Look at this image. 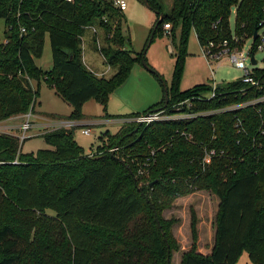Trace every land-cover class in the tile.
<instances>
[{
  "label": "trees",
  "instance_id": "obj_1",
  "mask_svg": "<svg viewBox=\"0 0 264 264\" xmlns=\"http://www.w3.org/2000/svg\"><path fill=\"white\" fill-rule=\"evenodd\" d=\"M146 2L155 13L146 44L154 35H168L174 60L166 104L162 95L140 113L162 105L171 110L170 103L190 97L191 110L207 113L122 122L113 133L97 135L91 155L72 139L75 124L41 133L50 147L34 152H20L17 137L0 132V264H168L169 251L177 248L170 233L175 219L160 212L196 190L217 199L209 250H196L190 208V241L178 264H234L242 251L249 262L264 264V98L258 99L264 96V67H251L254 84L237 77L213 88L210 81L177 88L188 31L199 46L212 42L209 52L223 39L226 47L238 49L248 37L252 51L257 36H251L264 25V0H170L167 11L162 0ZM122 17L110 0H0V120L32 112L40 80L71 108L65 116L48 115L79 120L88 99L104 108L132 63L144 59L143 47L139 52L125 47ZM163 23L169 25L166 33ZM88 24L101 41L96 47L89 35L90 44L113 68L107 76L82 61L79 36ZM45 33L50 66L41 69L33 58L40 55ZM210 91L212 96H204ZM113 145L116 154L108 151ZM203 147L214 154L201 169ZM143 162L144 173L136 175Z\"/></svg>",
  "mask_w": 264,
  "mask_h": 264
},
{
  "label": "rangeland",
  "instance_id": "obj_2",
  "mask_svg": "<svg viewBox=\"0 0 264 264\" xmlns=\"http://www.w3.org/2000/svg\"><path fill=\"white\" fill-rule=\"evenodd\" d=\"M164 11H167L170 6V0H162ZM121 32L128 36L129 45L125 43V47L130 48L132 52H139L144 48L142 61L132 63L128 74L124 81L116 86L107 94V99L104 108L92 99L86 100L81 106L82 119L80 122L66 118H55L47 113H54L60 116H65L70 111V105L57 96L53 89L41 80L37 84V96L33 105V111L29 112L30 127L26 130L28 134L22 140H18V149L20 152H34L38 148H49L50 146L44 142L41 133L52 130L56 127H70L75 124L72 130V139L79 145L84 152L92 151L93 146L99 142L97 135L100 132L108 131L113 133L118 125L122 122L134 121L128 120L129 117L106 118L102 116L103 112L107 114H123L128 112H141L149 105L159 101L163 95V86H167L171 74V69L174 60V49L168 35H154L152 40L146 44L147 36L150 27L155 17V13L140 0H125V8L122 11ZM233 7H230L228 16L229 26H232ZM163 31V27H161ZM4 24L0 18V42L3 40L2 30ZM177 31H175L174 42L177 41ZM88 30L83 34L82 60L92 72L96 75L103 74L107 76L112 73L113 68L104 65L98 52L90 44L88 38ZM166 33V32H164ZM99 44L100 33L96 34ZM250 38H246L241 44L240 50L245 55L249 51L248 46ZM170 46L171 50H168ZM256 60L254 66L264 67V48L256 49L253 54ZM214 59V58H213ZM206 59L199 47L195 35L192 30H189L185 43V54L181 59V66L177 80L178 90L186 89L194 84L209 82L212 76L214 84L221 81H229L242 75L243 71L235 68L227 59V55L223 54L218 60ZM33 62L41 69H47L50 66V52L48 37L45 33L43 36L42 48L40 55L33 58ZM98 66L106 68L99 71L93 68ZM246 64V61H245ZM153 71V72H152ZM211 71L213 72L211 74ZM161 78L158 80L155 73ZM32 87H35L33 80L29 81ZM211 83V82H210ZM205 94V93H204ZM196 97L200 94H196ZM191 98L178 99L171 104H175L179 100H184V108L191 102ZM169 105V106H170ZM163 106V105H162ZM159 107V106H158ZM157 118L166 115V108H161L157 111ZM23 119V113L9 116L0 120V132L12 135L18 134L17 126ZM143 124V123H142ZM83 127L89 128L88 134H83L80 129ZM103 142V141H100ZM112 150V151H111ZM108 151L118 153L119 149L116 145L108 148ZM208 194V195H207ZM208 196H213L208 199ZM184 198V199H183ZM215 196L205 190H196L191 193V196L176 198L171 205L161 210V216L165 219L174 218L175 222L170 225V233L174 238L177 248L169 251L168 264H178L180 253L189 245V229L188 218L189 209L191 208L196 217V239L198 242H207L209 231L212 230L210 218L215 209ZM48 213H52L50 209H46ZM183 246V247H182ZM234 264H253L246 259V254L242 251L241 255L236 259Z\"/></svg>",
  "mask_w": 264,
  "mask_h": 264
},
{
  "label": "built area",
  "instance_id": "obj_3",
  "mask_svg": "<svg viewBox=\"0 0 264 264\" xmlns=\"http://www.w3.org/2000/svg\"><path fill=\"white\" fill-rule=\"evenodd\" d=\"M66 1L71 2L72 0H66ZM110 2L115 8H117L120 11H123L124 8H125V0H110ZM162 27L165 30L164 32H166L168 27H169V25L167 23H163ZM84 28L89 31V35H93L94 36V45L97 47L99 41H98V38L96 36L97 32H96L95 26L92 25V24H88V25H85ZM256 36H257V42H256V44L254 46V49L252 51H246L245 55H243L244 53L240 50L241 46L238 49L235 48V47H232L230 49L228 47H226V40L225 39L220 41V43L218 45L219 49H217L214 52H209L208 47H207V46H211L212 42H208L207 46L203 45V46H199V47L201 48V52H202L203 56L206 59H213L214 58L213 60H218L223 54H226L227 55V59L232 64V66H234L235 68H239L240 70L243 71L242 75L239 76V79L242 82H248L250 84H254V80L250 76L251 67L254 64L250 63L249 57L253 56L252 54H253V52L256 49L260 50V49L264 48V25H262L257 30ZM79 39H80V46H82V44H83V35L79 36ZM167 48L169 50L168 46H167ZM245 61H246V64H245ZM212 73L213 72L211 71V74ZM212 79L213 78L211 76V78H210L211 88H213L214 85H215ZM202 95L203 94H201L200 96H198L196 98L200 99V98H202ZM207 95L208 96H212V92L210 91L209 93H205L204 96H207ZM262 98H264V96H261L258 99H262ZM182 103H184V100H179L175 104H171L170 107H169L171 110H167V108H166V115L165 116H161L159 118H157V114H156L157 111L158 110L161 111V108H165V107H162V106L156 107V108H154L152 110L146 111L144 113H139L137 115L130 116L129 118H126V119L134 121L136 123L145 124V123H148V122H150L152 120L169 119V118H190V117H193V116H196V115H199V114L207 113V111H194V110H191L189 108V105H190L191 102L188 104L187 107L184 108V110H181V108L184 107ZM29 116H30L29 112L23 113V119L21 120V122L17 126L18 134H16L15 136L18 138L19 141L22 140L23 138H25L28 135V134H26V130L29 129L30 123H31L30 120H29ZM80 132L83 133V134H88L90 131H89L88 127H83V128L80 129ZM180 134H183L185 138L189 137V135L188 134L186 135V133H184L183 131H180ZM86 152L89 153V155L92 154V151H86ZM152 153H153V151H152V149H150L149 150V154H152ZM213 154H214V150L213 149L205 148V147L202 148V155H201V158H200V168L201 169L203 168V166L205 164L209 163L210 157ZM145 160H146V158H145ZM12 162H15V159H13ZM145 165H146V162H143L141 167L138 166L136 168L135 174L136 175L143 174Z\"/></svg>",
  "mask_w": 264,
  "mask_h": 264
},
{
  "label": "crops",
  "instance_id": "obj_4",
  "mask_svg": "<svg viewBox=\"0 0 264 264\" xmlns=\"http://www.w3.org/2000/svg\"><path fill=\"white\" fill-rule=\"evenodd\" d=\"M85 35V34H84ZM88 38H89V32H88ZM169 47V50H171L170 49V46H168ZM99 54V53H98ZM101 57V56H100ZM101 60H102V58H101ZM83 61V60H82ZM219 61V60H218ZM84 62V61H83ZM103 62V61H102ZM85 64V63H84ZM89 64L91 65V66H93L92 65V63H90L89 62ZM85 66L87 67V68H89L90 70H91V68L90 67H88V65L87 64H85ZM93 68H95L96 70H98L99 69V71L100 70H102V69H104V70H106V68H100V67H98V66H93ZM85 102V101H84ZM83 102V103H84ZM82 103V104H83ZM82 106V105H81ZM13 117V116H12ZM106 118H108V119H110V118H112V117H106ZM82 119V118H81ZM81 119H79V120H75V122L77 123V122H80L81 121ZM194 192V191H193ZM193 192H191V193H193ZM191 193H188V194H186L185 196L186 197H189V196H191ZM210 193V192H209ZM210 194H212V193H210ZM208 195V194H207ZM213 195V194H212ZM182 197H184V195H182V196H177L176 197V200H178L179 198H182ZM212 197L213 196H208V199H212ZM184 199V198H183ZM217 202V199L215 198V203ZM216 206V205H215ZM215 210V209H214ZM214 213V212H213ZM213 216V215H212ZM212 223V217L210 218V224ZM211 235H212V230L211 231H209V238H208V240H207V242H198V239H196V241H195V247H196V250L197 251H199V252H201V253H206V252H208V250H209V244H210V241H211ZM183 247V246H182ZM183 250H185V249H183ZM241 255V254H240Z\"/></svg>",
  "mask_w": 264,
  "mask_h": 264
},
{
  "label": "water",
  "instance_id": "obj_5",
  "mask_svg": "<svg viewBox=\"0 0 264 264\" xmlns=\"http://www.w3.org/2000/svg\"><path fill=\"white\" fill-rule=\"evenodd\" d=\"M142 2L144 3V5L148 6L146 0H142ZM255 34H256V32L254 30L251 38H253L255 36ZM249 60H250L251 64H255L256 63V60L252 56L249 57ZM166 98H167V96H166V86H163V103H162L163 105L166 104Z\"/></svg>",
  "mask_w": 264,
  "mask_h": 264
}]
</instances>
